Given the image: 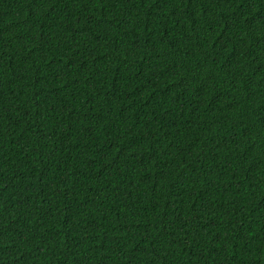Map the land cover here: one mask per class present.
Wrapping results in <instances>:
<instances>
[{
    "label": "trees",
    "instance_id": "obj_1",
    "mask_svg": "<svg viewBox=\"0 0 264 264\" xmlns=\"http://www.w3.org/2000/svg\"><path fill=\"white\" fill-rule=\"evenodd\" d=\"M0 264H264V0H0Z\"/></svg>",
    "mask_w": 264,
    "mask_h": 264
}]
</instances>
